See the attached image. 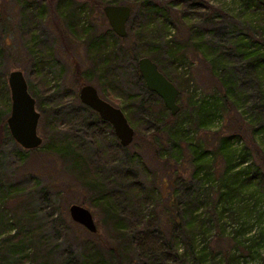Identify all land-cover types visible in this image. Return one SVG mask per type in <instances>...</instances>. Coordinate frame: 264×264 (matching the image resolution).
Instances as JSON below:
<instances>
[{
	"label": "rangeland",
	"instance_id": "rangeland-1",
	"mask_svg": "<svg viewBox=\"0 0 264 264\" xmlns=\"http://www.w3.org/2000/svg\"><path fill=\"white\" fill-rule=\"evenodd\" d=\"M13 1L8 0L9 6ZM149 2L159 8V13L153 15L150 22L151 36L144 46L135 50L151 55L163 66L161 71L177 87L184 89L183 101L178 98L183 109L173 118L169 117L170 112L160 98H152L145 91L138 80L137 62L132 55L113 60L110 71L105 73V90L99 87L97 75L101 69L93 74L89 71L91 61L87 55L86 37H76L65 23L55 18L54 3L48 5L44 0H22L30 17L37 13H30L28 6L41 7L42 18L35 24V45L23 44L13 28L14 32L11 31L6 39L7 45H0V100H9L7 110L0 107V121L3 117L6 120L10 112L7 77L14 69L23 72L40 113L37 133L42 143L37 148H22L9 131L0 138V194L5 196L9 188H22L4 199L0 208V232L5 228L10 233L18 232L17 226L9 220L10 210L14 209L17 216L27 218L20 221L18 236L23 234L28 243L37 247L33 254L34 264H72L71 260L84 255L90 242H98L99 238L106 241L112 237L113 214L97 207L98 192L87 185L88 181L81 180L73 168L83 157L87 158L89 168L94 169V175L100 180L125 181L124 170H127L131 178L143 183L148 199L150 193L155 196L154 202L144 204L143 212L147 217L154 210L156 212V204L162 206L170 196L185 203L192 199L204 202L217 195L215 175L209 180L202 173L192 174L186 140L195 144L201 142L212 150L220 134H236L231 140V148L245 152V157L235 163L233 171L246 167L247 170L238 176L243 179L253 178L259 171L264 174V167L260 168L261 162L255 153L258 149L264 156V69L256 66L258 61H264V23H250L252 12L263 17L264 0ZM119 4L131 7L128 31L130 21L142 11V5ZM100 7L101 3L91 7L88 16L97 31L103 32L110 26ZM22 11L21 6L9 11L15 28ZM81 16L85 20L86 15ZM236 42L251 45L254 50L257 48L259 59L245 58V52L238 49L240 45ZM122 44L135 46L131 35ZM204 52L208 57L221 54L226 61L225 71L235 82L239 95L235 103L226 107L221 102L220 92L210 90V86L214 88L218 82L210 74ZM218 69L223 70V67ZM83 84H92L101 97L125 110L134 128V138L128 146H121L111 125L80 102L78 91ZM104 91L114 95V99L106 96ZM215 97L219 102L212 120L206 122V127L193 124L191 110L199 102L210 103ZM140 98L149 101L151 117L145 116L146 110L140 105ZM169 122L183 129L180 135L183 140L181 155L172 149L171 136L167 134L170 132ZM156 127L159 129L155 130ZM64 142L70 144L74 155L62 156L59 145ZM54 143L56 146L52 145ZM217 161L212 163L214 172L218 171ZM155 182L160 198L156 196L157 191L155 193ZM248 189L253 190L250 187L245 192ZM115 190L117 193V188ZM251 198L245 195L240 199L247 212L245 215L239 212L235 216L237 220L228 217L214 226L215 217L204 212L211 218L203 219L205 226L202 229L205 231L195 242L196 251L205 252L206 263L202 264L223 262V258L234 254L237 256L231 264H264V187H260L258 194ZM73 203L83 205L91 212L97 228L95 232L71 219L68 209ZM202 211L200 207L198 213ZM252 235H255L259 246L257 252L249 253L244 244H251L245 241ZM184 244L180 240L178 246L183 250ZM103 246L99 249L100 254L106 253ZM166 264L194 263L175 259Z\"/></svg>",
	"mask_w": 264,
	"mask_h": 264
},
{
	"label": "trees",
	"instance_id": "trees-1",
	"mask_svg": "<svg viewBox=\"0 0 264 264\" xmlns=\"http://www.w3.org/2000/svg\"><path fill=\"white\" fill-rule=\"evenodd\" d=\"M47 4H53L55 9L56 19L62 21L69 28L70 33H73L78 38L86 37L87 45V55L91 61V67L89 71L93 74L98 72V84L105 90L106 75L105 73L110 71V65L113 60H117L119 56H134L136 62L141 56H148L153 61H155L151 55L144 53L136 47L144 46L146 40L151 36V30L149 26L151 25V20L153 15L159 13V8L150 4V0H44ZM14 3L9 6L8 0H0V45L6 46V39L11 35L12 28L16 30L19 34L23 44L35 45L36 41V21L41 20V7H29L28 10L31 13L34 11L37 13L35 16L30 17L27 15V8L22 3V0H14ZM129 3L131 5L140 3L142 5V11L136 14L135 18L130 21L129 29L125 37H118L110 28L103 32L97 31L94 26L92 19L88 16L89 9L101 3L100 9L103 10V6L106 4H119V3ZM78 3V4H77ZM46 4V3H44ZM23 7V11L20 20L17 22L18 25L15 28L14 22L11 20L9 11L15 7ZM249 6V5H248ZM31 8V9H30ZM87 12V13H86ZM29 13V14H30ZM253 16L250 17V23L256 22L257 25L264 23V15L260 16L257 12H252ZM82 14L86 15L85 20H82ZM28 17V18H27ZM36 18V19H35ZM35 21L32 23V21ZM12 21V22H11ZM36 24V25H35ZM262 25V24H261ZM133 37L134 47L125 46L122 44L127 40L129 36ZM240 45L238 49L245 52V58H252L253 61L259 59L257 54L258 49H252L251 45L245 43L236 42ZM242 46L246 48H242ZM134 51V52H133ZM206 51V50H205ZM208 52V51H206ZM204 52L205 58L209 61V70L212 78H214L218 83L217 86L211 89L218 90L220 92L221 102L223 104L229 105L238 101L239 98L237 87L235 82L232 80L229 73H226V61L223 60L222 55H213L208 57V53ZM204 57V56H203ZM157 63V61H155ZM160 70H164L161 63H157ZM257 67L264 69V61H258ZM219 70L218 68H222ZM138 80L143 85L145 91L152 98L159 97L151 91H148L144 85V82L139 74L136 67ZM223 71V72H222ZM169 79V77H167ZM170 80V79H169ZM180 90V98L183 101L184 89L178 87ZM105 92V91H104ZM106 96L114 99V95L107 92ZM238 95V96H237ZM138 97V96H136ZM128 100L132 97H127ZM116 100V99H115ZM6 101V102H4ZM8 99L0 100V107L4 110L8 109ZM140 105L145 108L146 115L151 117L149 114L151 108L148 106L149 101L143 98L139 99ZM130 102V101H129ZM187 102V100H186ZM219 102L216 97L210 103L201 101L191 110L190 118H192L193 124H199L204 127L207 126L206 122L212 120L213 113L216 112L217 107H215ZM162 104V102H161ZM162 107L163 104H162ZM183 107L181 105L180 110ZM123 112L125 111L122 109ZM180 110L175 114H168L169 117H175ZM225 111V110H224ZM226 112V111H225ZM126 114V113H125ZM230 114V113H227ZM127 117V116H126ZM7 119V118H6ZM107 123V122H106ZM192 124V123H191ZM169 133L171 136L170 142L173 146V151L181 155L183 141L181 133L183 129L177 124H171L169 122ZM156 127L155 130H158ZM8 134L6 128V120L0 121V138ZM236 134H220L217 139L216 146L209 150L207 146L202 145L201 142L193 143L190 140H186L187 151L189 155V162L192 168V174L197 175L202 173L209 180L215 175L216 179V191L217 195L212 198H207L205 201L201 200H189L183 203L180 200H176L174 196H170L162 206L160 203L156 204L155 210L151 212L147 217L144 212L145 202H154V195L148 199L145 185L143 183L136 181L135 178H131L128 171L124 170V177L127 179L125 181L115 182L114 180L102 179L100 180L94 175V169L89 168L90 164H87L85 157L76 162L75 168L77 175L81 180L88 181L87 185H90L93 190L98 193L96 195L97 207L103 209L107 213L113 214V224L112 237L109 240H103L99 238V241H92L89 244V248L86 250L83 256L79 259H73L70 263L72 264H166L169 261L175 259H180L184 261H192L194 264L206 263L204 259V250L196 251L195 242L205 230L202 229L205 226L204 218L214 216L216 222L214 226L218 225L223 219L231 217L237 220L235 216L240 212L241 215L246 214V208L240 204V199L244 198L245 195L251 197L258 194L260 187H264V174L257 172L253 175V178L247 177L246 179L239 178L238 176L244 170H235L233 167L235 163L241 161L245 157V152H236L235 148H231V140ZM185 141V140H184ZM57 143V142H55ZM54 144V146H56ZM63 157H68L70 154H75L74 150H71L70 144L64 142L59 145ZM256 155L261 162L260 168L264 167V156L263 151L256 150ZM183 154V152H182ZM218 159L217 169L218 171H212L214 165L212 164ZM222 166H220V161ZM243 162H246L244 160ZM96 173V172H95ZM164 179V178H162ZM251 179L253 181L251 182ZM165 181V180H162ZM252 183L251 185L249 183ZM169 184V182H168ZM172 186V185H171ZM170 186V187H171ZM252 188L250 191L246 188ZM117 188V193L115 189ZM122 188V189H121ZM9 188L8 193L5 196L0 194V208L4 203V199L11 197L16 192H20L22 188ZM155 193L156 196L160 198V191L156 187L155 182ZM8 195V197H6ZM214 198V199H213ZM146 200V201H145ZM241 205V206H240ZM200 207L203 209V213H198ZM204 212L210 213L207 216ZM11 221L17 226V233H10L8 228H5L0 232V264H34L33 254L37 247L33 243H28L26 236L19 235L20 221L26 220L20 215H16V210H10ZM201 214V216L199 215ZM202 217V218H201ZM8 220V218H6ZM206 219V220H208ZM19 228V229H18ZM262 228L260 229V231ZM260 232L258 231V234ZM264 235V231L262 232ZM183 241L185 244L182 250L178 243ZM245 250L249 253L257 252L258 246L255 235H252L249 239L245 241ZM99 243V244H98ZM103 246L106 253L100 254L99 249ZM255 245H257L255 247ZM33 248V252H32ZM95 250V251H94ZM182 250V252H181ZM30 253V254H28ZM30 255V256H29ZM234 256H228L223 262L217 261L213 264H231ZM48 264V263H44Z\"/></svg>",
	"mask_w": 264,
	"mask_h": 264
},
{
	"label": "water",
	"instance_id": "water-1",
	"mask_svg": "<svg viewBox=\"0 0 264 264\" xmlns=\"http://www.w3.org/2000/svg\"><path fill=\"white\" fill-rule=\"evenodd\" d=\"M103 13L110 29L118 36L127 35V22L131 16V7L127 4H106ZM137 69L148 91L154 92L163 102L171 115L179 110V88L159 69L157 63L148 56L137 59ZM10 92V112L6 125L14 141L24 149L37 148L42 138L37 133L40 113L36 109L35 98L28 90L24 74L19 69L11 70L7 77ZM82 104L95 111L99 117L109 123L121 146H128L134 138V128L123 110L100 96L92 84H83L78 91ZM71 219L90 232L97 230L91 212L79 204L69 206Z\"/></svg>",
	"mask_w": 264,
	"mask_h": 264
}]
</instances>
